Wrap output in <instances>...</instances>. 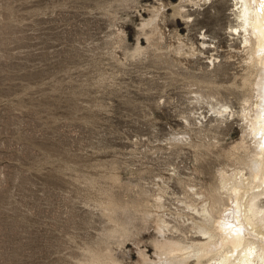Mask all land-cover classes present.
<instances>
[{
    "label": "rangeland",
    "instance_id": "rangeland-1",
    "mask_svg": "<svg viewBox=\"0 0 264 264\" xmlns=\"http://www.w3.org/2000/svg\"><path fill=\"white\" fill-rule=\"evenodd\" d=\"M234 9L0 0V264H152L161 238L196 240L192 194L250 145Z\"/></svg>",
    "mask_w": 264,
    "mask_h": 264
},
{
    "label": "bare ground",
    "instance_id": "bare-ground-1",
    "mask_svg": "<svg viewBox=\"0 0 264 264\" xmlns=\"http://www.w3.org/2000/svg\"><path fill=\"white\" fill-rule=\"evenodd\" d=\"M234 6L239 21L234 29L257 75L254 99L245 100L242 109L250 145L235 146L244 156L235 155L231 168L218 169L207 193L192 194L199 204L187 205L196 240L181 244L161 238L152 264H264V0H234ZM163 220L157 216L160 235L167 227Z\"/></svg>",
    "mask_w": 264,
    "mask_h": 264
}]
</instances>
